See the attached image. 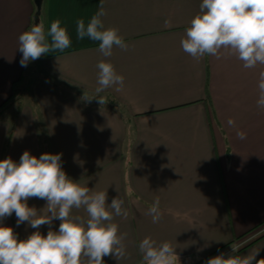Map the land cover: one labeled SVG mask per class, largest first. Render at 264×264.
Wrapping results in <instances>:
<instances>
[{
  "label": "crops",
  "instance_id": "crops-1",
  "mask_svg": "<svg viewBox=\"0 0 264 264\" xmlns=\"http://www.w3.org/2000/svg\"><path fill=\"white\" fill-rule=\"evenodd\" d=\"M201 2L45 0V29L59 19L71 47L22 67L18 36L30 27L35 6L33 0H0V104L22 72L40 71L22 103L0 113V160L18 162L25 150L37 157L62 153L71 179L93 192L107 191L108 203L122 198L128 215L113 222L127 234L126 255L106 256L104 264H141L138 245L147 236L170 242L177 264H192L264 234V108L256 104L264 65L246 69L235 55L197 60L185 53L181 40ZM101 7L105 27L119 30L127 51L114 47L111 57H103L98 42L76 38V21L87 24ZM101 60L124 77L121 91H104L120 101L119 110L85 105L52 82L94 94ZM156 197L163 215L153 223L148 210ZM28 204L41 209L46 201L30 198ZM73 213L86 216L83 209ZM3 223L20 239L36 231L26 223L17 227L15 214ZM59 224L54 221L53 230ZM39 230L46 235L49 228ZM257 251V259L264 258V236L239 254Z\"/></svg>",
  "mask_w": 264,
  "mask_h": 264
},
{
  "label": "clouds",
  "instance_id": "clouds-1",
  "mask_svg": "<svg viewBox=\"0 0 264 264\" xmlns=\"http://www.w3.org/2000/svg\"><path fill=\"white\" fill-rule=\"evenodd\" d=\"M103 7L86 24L76 21V38L98 42L103 57H111L113 48L127 51L128 45L115 27H105ZM167 23V22H166ZM72 40L59 19L46 30L43 23L32 24L18 36V50L22 53L20 65L26 67L49 53H63ZM183 51L194 59L235 55L246 69L264 65V0H202L199 13L185 29L181 40ZM98 87L94 95L82 99H96L102 105L105 97L100 93L115 87H124V77L110 62L97 64ZM258 108H264V70L258 73ZM229 126L235 121L229 118ZM239 139L246 133L238 131ZM62 153H43L39 157L25 150L18 162L11 156L0 160V264H104V257L124 258L126 233H119L114 216L127 217L124 200L119 196L108 203L107 191L93 192L71 179L62 166ZM30 198L45 200L43 208L29 206ZM83 209L86 216L74 214ZM15 214L17 227L26 223L36 229L25 239H20L12 227L3 221ZM153 223L162 219L160 199L156 197L148 210ZM59 220L58 230L53 222ZM47 225L43 235L39 230ZM141 264H177L176 248L170 242L157 243L147 236L138 245ZM239 246L208 258L205 264H264L253 254H239Z\"/></svg>",
  "mask_w": 264,
  "mask_h": 264
},
{
  "label": "trees",
  "instance_id": "trees-1",
  "mask_svg": "<svg viewBox=\"0 0 264 264\" xmlns=\"http://www.w3.org/2000/svg\"><path fill=\"white\" fill-rule=\"evenodd\" d=\"M44 3H45V0H42L40 12H39L38 15L35 14L36 13V8L34 7V11L32 13V19H31L30 26L32 24H35V23H43ZM28 75L29 74H27V76ZM25 77H26V74H25V71H24V72H22V74L20 75V77H18L16 80L13 81V83H12V91H11L10 95L0 104V113H2L3 111L7 110L8 108H10L11 106H13L14 104H18V105L20 104V103H18V101H19L18 99L20 98V95L23 92V90L26 88V83H27L25 81ZM22 82H24L23 87L21 86V83ZM52 82L56 85V87L64 95L66 94L65 91H69L71 95L77 96L80 99H82L83 95L88 96L86 94L87 91H85L84 89H77L75 87H71L69 84L63 83L61 81H52ZM75 89H76V91H75ZM66 95H68V94H66ZM100 95L103 96V97H105V100H106V103L105 104H102V106H107V107H110V108H112L114 110H117L118 107H121L120 101H118V99L114 95H112L111 93H109V92H102V93H100ZM82 101H83V103L85 105H87V104H98V105H100L97 102L96 99L91 100V102H87V101H85L83 99H82ZM11 133H12V130L10 129L9 134H8V138H7V141H6L7 144L9 143V139H10ZM129 139L131 140L132 139V136L129 137ZM262 236H264V234L260 235L259 237H257L256 239H254L253 241H251L249 244L245 245L244 247L252 244L254 241L258 240ZM244 247H241L240 250L243 249ZM223 249H224V247H222L220 249H217L216 251H214V252H212V253L204 256V257H200V258L196 259L195 262L192 263V264H205V261L208 258L213 257V256L219 254L221 251H223ZM227 251L229 252L230 250H227ZM227 251H226V253H227Z\"/></svg>",
  "mask_w": 264,
  "mask_h": 264
},
{
  "label": "rangeland",
  "instance_id": "rangeland-1",
  "mask_svg": "<svg viewBox=\"0 0 264 264\" xmlns=\"http://www.w3.org/2000/svg\"><path fill=\"white\" fill-rule=\"evenodd\" d=\"M32 62H36V60L35 61H32ZM36 64V63H35ZM37 65H38V63H37ZM38 68V67H37ZM37 71H39V70H36V72ZM35 72V70H34V68H29V69H27L26 71H25V74H26V77H25V81L27 82L26 83V88L23 90V92L21 93V95H20V98L18 99L19 101H18V103H22V101L26 98V96H28V90H29V86H30V84H31V82L33 81V79H35V78H38V75H37V73ZM40 72V71H39ZM27 74H29L28 76H27ZM23 85H24V82H22L21 83V86L23 87ZM75 91H76V89H75ZM88 96H92V95H94V94H92V93H86ZM264 226V225H263ZM263 226H261V227H263ZM261 227H260V229H261ZM250 234V233H249ZM251 235H253V234H251ZM250 235V236H251ZM232 246V245H231ZM227 250H230V247L229 248H227L226 250H223V251H221V252H225L226 253V251ZM228 252V251H227Z\"/></svg>",
  "mask_w": 264,
  "mask_h": 264
},
{
  "label": "water",
  "instance_id": "water-1",
  "mask_svg": "<svg viewBox=\"0 0 264 264\" xmlns=\"http://www.w3.org/2000/svg\"><path fill=\"white\" fill-rule=\"evenodd\" d=\"M33 3H34V6L36 8V13L35 14L38 15L39 12H40L42 0H33Z\"/></svg>",
  "mask_w": 264,
  "mask_h": 264
},
{
  "label": "built area",
  "instance_id": "built-area-1",
  "mask_svg": "<svg viewBox=\"0 0 264 264\" xmlns=\"http://www.w3.org/2000/svg\"><path fill=\"white\" fill-rule=\"evenodd\" d=\"M263 229H264V228H263ZM262 231H263V230H262ZM262 231L257 232L256 235H259ZM256 235H255V236H256ZM240 244H241V242H240Z\"/></svg>",
  "mask_w": 264,
  "mask_h": 264
}]
</instances>
